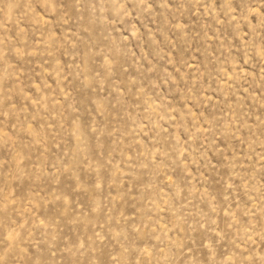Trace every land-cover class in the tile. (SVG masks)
Here are the masks:
<instances>
[{"label": "rangeland", "instance_id": "1", "mask_svg": "<svg viewBox=\"0 0 264 264\" xmlns=\"http://www.w3.org/2000/svg\"><path fill=\"white\" fill-rule=\"evenodd\" d=\"M0 264H264V0H0Z\"/></svg>", "mask_w": 264, "mask_h": 264}]
</instances>
